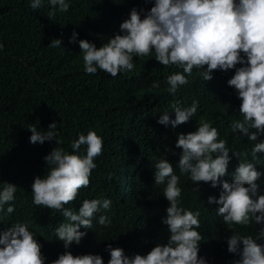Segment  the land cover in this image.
<instances>
[{
	"label": "clouds",
	"instance_id": "clouds-1",
	"mask_svg": "<svg viewBox=\"0 0 264 264\" xmlns=\"http://www.w3.org/2000/svg\"><path fill=\"white\" fill-rule=\"evenodd\" d=\"M149 2L147 9L133 6L118 31L99 47L87 39L77 40V32H71L69 43L78 44L83 71L96 74L99 70L116 77L133 70L134 58L150 57L159 69L161 65L176 69L164 77L165 90L173 97L190 83L194 69L199 76L196 79L203 82H209L214 70L228 72L231 76L226 83L240 101L229 128L233 136L247 137L252 144L250 149L237 152L210 120H200L193 130L177 133L175 147L165 146L151 166L153 187L167 201L160 217L168 233L166 242L156 243L144 254H126L123 248L107 243V264H208L198 256L203 240L201 210L185 206L181 177L191 181L196 198L198 182L218 186V196L208 195L206 202L217 206L216 216L230 230L224 237L227 252L233 254L229 264H264V181L257 183L264 172L255 167L258 154H264V0H145ZM45 4L49 6L47 17L52 19L57 13L68 12L71 0H28L33 10ZM59 46L61 39H52L48 45ZM159 87L160 82L153 80L149 90ZM198 108L197 99L186 105L176 101L160 112L157 123L174 129L199 114ZM57 125L52 121L47 130L28 127L30 143L55 142L42 158L44 174L35 176L30 185L33 205L55 210L63 217L52 231L64 251L47 264H105L98 253L73 255L70 251L71 245H79L93 228V220L104 228L112 223L106 214L112 206L110 197L97 194L78 200L97 168L103 137L89 128L78 131L65 147ZM169 152L178 155L175 163L167 158ZM232 157L237 164L227 172ZM114 175L108 172L106 179L111 181ZM16 191L15 184L0 182V223L14 213L11 202ZM74 200L78 207L71 203ZM31 225L27 218L17 219L0 229V264H45L42 244Z\"/></svg>",
	"mask_w": 264,
	"mask_h": 264
},
{
	"label": "trees",
	"instance_id": "trees-1",
	"mask_svg": "<svg viewBox=\"0 0 264 264\" xmlns=\"http://www.w3.org/2000/svg\"><path fill=\"white\" fill-rule=\"evenodd\" d=\"M151 6L145 0H71L68 12L57 13L49 19V6L33 10L28 0H0V182L17 186L14 213L0 223V229L17 219H29L42 244L41 252L48 260L64 251L62 242L55 239L52 229L63 219L55 210L32 204L31 182L45 172L42 159L55 142L30 143L29 126L47 130L56 121L58 131L68 147V141L78 131L93 128L103 137V151L97 157L90 184L82 189L78 200L97 194L107 195L112 206L106 213L112 223L104 228L93 220L79 245L72 244L73 255L100 254L105 264L109 258L105 245L121 247L126 254L146 253L156 243L166 242V226L160 222L167 201L153 187L152 161L163 154L165 146L174 148L176 134L193 130L195 122L210 120L221 138L237 152L250 149L247 137L233 136L229 122L238 112L239 99L226 80L230 73L214 70L209 82L199 81L196 70L190 83L170 96L164 77L176 69L160 66L150 57L134 58L130 72L112 77L99 71L86 74L78 44L69 43L75 30L77 40L87 39L97 47L116 33L133 7ZM52 39H61V46L48 47ZM234 71V70H233ZM158 80L160 87L150 89ZM199 101L198 113L176 128L157 123L160 112L169 104L180 101L190 104ZM171 118L174 113L169 110ZM239 135V133H236ZM260 139V138H258ZM176 153L179 149H175ZM175 163L178 155L167 153ZM231 156L232 154L229 153ZM250 158V157H249ZM258 171L264 172V154H258ZM237 164L232 157L227 172ZM113 172L109 181L106 174ZM230 181V176H225ZM185 206L200 208L203 236L198 256L208 264H229L233 254L227 252L224 237L230 234L216 216L215 204L208 205V195L218 196L217 188L204 182L200 192L191 190V181L181 177ZM264 181V175L257 181ZM194 186V185H193ZM264 187V185H261ZM204 201L205 203L203 204ZM78 207V201H73ZM252 229L255 225L251 226ZM83 231V229H81ZM107 239V240H105Z\"/></svg>",
	"mask_w": 264,
	"mask_h": 264
}]
</instances>
